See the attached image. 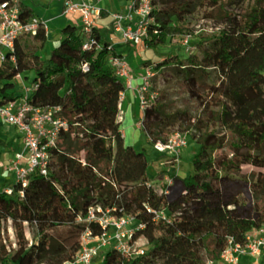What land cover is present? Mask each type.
<instances>
[{"label":"trees","instance_id":"obj_1","mask_svg":"<svg viewBox=\"0 0 264 264\" xmlns=\"http://www.w3.org/2000/svg\"><path fill=\"white\" fill-rule=\"evenodd\" d=\"M18 7L22 21L37 15L31 0H18ZM161 7L169 8L170 1ZM103 29L93 24L95 44L84 48L80 25L66 22L54 33L40 27L35 34L20 35L0 62L3 101L16 97L17 75L31 71V83L36 84L32 103L61 106L76 138L92 144L113 140L115 182L53 151L47 177H31L23 194L0 189V264H19L13 261L19 251L31 264L74 260L81 232L86 227L100 231L96 223L76 219L93 203L115 206V212L133 214L144 224L137 235L146 237L150 246L126 264H211L210 252L218 255L229 236L243 243L248 230L264 223V205L255 207L252 216L241 217L228 208L242 204L238 192L213 197L236 178L250 180L255 191L264 189V0H199L196 7L178 12L174 21L163 19L151 26L140 43L154 49L176 35L197 34L195 50L159 61L182 69L192 108L166 111L156 97L141 116L152 145L175 131L189 132L198 145L191 173L166 171L173 179L167 192L165 183L153 182L159 176L148 171V151L125 141L124 110L118 100L123 85L108 62L110 53L121 52ZM48 40L57 44L42 57ZM207 70L216 78L201 86L198 76ZM159 210L166 211L167 219L156 218L154 211ZM100 264H123V258L109 249Z\"/></svg>","mask_w":264,"mask_h":264},{"label":"built area","instance_id":"obj_2","mask_svg":"<svg viewBox=\"0 0 264 264\" xmlns=\"http://www.w3.org/2000/svg\"><path fill=\"white\" fill-rule=\"evenodd\" d=\"M156 8L155 0H126L124 9L113 11L111 13L113 28L119 33L121 42L129 45L140 44L148 36L149 28L163 21L160 12L155 11ZM74 11H80V26L85 35L83 47L91 48L95 44V40L90 36L92 25L101 17L102 8L92 0H64L61 14L68 15ZM40 27L47 30V20L39 15H35L29 21H22L19 18L18 0L1 1L0 62L13 50L15 41L20 35L35 34ZM153 31H156L154 27ZM191 37L192 35L183 36L184 42L188 43ZM126 56L124 52L108 55V62L123 85L118 93V100L121 105L127 91L136 90L138 105L143 111L149 102L146 96L149 81L145 78L139 87L134 85V77ZM83 67L87 68V65L84 64ZM146 74L152 77L155 75V70L149 67ZM35 87L36 84L32 83L29 87L25 86L24 92L16 95L14 99L3 101L0 97V123L14 126L19 134L16 148L5 160L9 177L5 185L0 187L9 194L15 191L23 194L31 177H47L51 169L53 151L62 153L58 143L71 135L70 125L61 106H39L30 101ZM149 96L153 97V95ZM78 140L81 139L76 138V141L70 142V146L78 148ZM186 144V134L175 131L166 141L156 140L152 146L168 159L178 163L179 151ZM71 159L90 165L105 181L115 185L112 174L110 177H105L98 171L96 165L84 158ZM164 180L167 185L165 192H167L168 186L173 184V179L166 176ZM153 182L160 183L161 178ZM115 209V206H103L100 203L89 204L84 208L76 219L94 222L100 227V231L86 227L80 234V250L76 258L65 261L64 264H100L109 249L117 250L123 258V264H126L130 256L143 254L149 248V240L137 235L144 224L133 214H120L115 212ZM154 213L157 219H167L165 210ZM210 253L211 264L218 259L225 264H243L245 257L264 255V223L258 228L248 230L243 243L234 242L229 236L227 246L218 255L212 251Z\"/></svg>","mask_w":264,"mask_h":264},{"label":"rangeland","instance_id":"obj_3","mask_svg":"<svg viewBox=\"0 0 264 264\" xmlns=\"http://www.w3.org/2000/svg\"><path fill=\"white\" fill-rule=\"evenodd\" d=\"M37 15L46 18H51L54 14L58 13L62 9L63 0H31ZM112 1V0H111ZM122 2L123 0H116ZM170 1V7L164 9L161 4ZM156 7L160 11V17L163 19H169L174 21L175 16L178 12L196 7L199 0H155ZM108 8V7H106ZM119 9H124V6H120ZM116 10V9H115ZM106 13V12H105ZM104 13V14H105ZM60 20L50 19L47 22L48 32L53 31L56 28ZM81 25V20L79 23ZM77 24V25H78ZM201 26H205V29H210L208 23L201 21ZM105 30L106 38L112 43L118 41L121 38L111 35L114 31L112 18L110 17L106 21V26L101 25ZM197 40V34L193 35L188 43L184 42V38L181 35L168 38L165 43L155 47L154 49H146L143 44L138 45H124L116 44L117 51H123L127 54L129 67L132 75H134V85L139 87L143 84L145 78H148L149 84L147 87L146 96L148 101H153L156 97H160L162 103L165 105L166 111H173L175 109L192 108V103L187 98L183 88V71L181 68L175 65H159V61H163L166 57L173 55H179L181 57L186 56L190 51L195 50V42ZM193 47V48H192ZM49 47L41 51L42 57H46L49 53ZM192 49V50H191ZM133 51V52H129ZM128 51V52H127ZM150 60L151 64L147 67L144 65V61ZM153 68L155 70L154 76H147V68ZM216 74L214 71L207 70L206 72L199 74L198 81L201 86H205L207 83L215 80ZM32 72L24 71L20 77H16V90L15 95L24 92V88L31 86ZM2 85L0 81V86ZM25 85V86H24ZM149 95H153L150 98ZM137 105L134 104V108ZM133 110V109H132ZM134 110H137L134 109ZM143 115V111H142ZM136 124L139 127H136ZM122 129L128 134L127 144H131L138 149L145 148L148 151L150 166L148 171L150 174H158L160 178L165 179L170 175L166 174V171H178L183 170L177 167L175 160L168 159L165 155L155 150L150 143V138H147L146 132L142 129L141 117H137V113L130 112L124 122L121 124ZM187 136V144L180 149L178 161L185 165L190 164L189 168L184 170L185 175L192 172L191 159L193 154L197 151L198 145L191 138L189 132H183ZM0 187L4 186L8 177L9 171L7 170L6 158L11 155L13 149L16 148L19 142V134L17 133L14 126L7 123H0ZM76 141V137L73 135L68 136V139H61L58 143L62 153L68 155L71 158H84L88 162L96 165L98 171L105 177H110L112 174L113 166L111 163V154L113 148V140L107 138L98 144L84 143L78 140V148L70 146V142ZM70 158V159H71ZM72 160V159H71ZM159 164V165H158ZM250 178V177H249ZM165 181V180H164ZM250 180L247 182L236 178L234 181L224 183L220 191L213 194L216 199H223L228 195L239 193L243 199L242 204L233 209L231 206V213L239 215L241 217H250L253 214L255 207H261L264 205V189L255 191L249 185ZM164 183V182H163ZM12 235V233H9ZM13 261L19 264H31L27 257L21 255V251L17 252Z\"/></svg>","mask_w":264,"mask_h":264},{"label":"crops","instance_id":"obj_4","mask_svg":"<svg viewBox=\"0 0 264 264\" xmlns=\"http://www.w3.org/2000/svg\"><path fill=\"white\" fill-rule=\"evenodd\" d=\"M95 4H98L101 8H102V14H101V17L94 21V24L98 27H101L103 28L101 25L103 26H106V21H108V19L111 17V13L113 11H115V9H119V7L122 5L124 6L126 0H123L122 2H117L116 0H92ZM63 7V5H62ZM108 7V8H106ZM62 11V9H61ZM61 11H59L58 13L54 14L51 18H46L47 22L52 19V20H60L58 22V24L56 25V28L52 31V33L54 32H57L61 29V27L66 23V22H72V23H75V24H78L79 21H80V11H74L68 15H62L61 14ZM106 12V13H105ZM105 13V14H104ZM112 18V17H111ZM80 25V24H78ZM115 37H118L120 38V35L118 32H116L115 30L113 31V33L111 34ZM109 40V38H107ZM122 42L120 41V39L118 41H115V43H113L114 47L116 48V44H121ZM57 44V42L55 40H48L47 42V45L50 49L52 47H54L55 45ZM124 45H127L126 43H122ZM49 49V50H50ZM129 52H133V51H130L128 50ZM127 51V52H128ZM119 52H123L122 50L119 51ZM128 54V53H127ZM134 77V75H133ZM137 87V86H136ZM134 104H136L137 106L134 108ZM122 105V108L124 110V116H123V120H122V123L124 122L126 116L132 111L134 113H137V117H141L142 116V110L140 109L139 105H138V100H137V93H136V90H129L127 91L126 93V97L124 99V101L121 103ZM137 110H134L136 109ZM133 109V110H132ZM136 127H139L137 124H136ZM123 131V135L125 136V141L127 143V139H128V134L126 133V131ZM147 138L148 135H147ZM159 165V164H158ZM177 167H180L182 168L183 170H178V171H174L176 172L177 174L179 175H185L183 173L184 170L188 169L189 168V165L188 163H185V165H182V163L180 162V160L178 161L177 164H175ZM161 182H165L163 178H161ZM213 264H225V263H222L219 259L216 260ZM243 264H264V255L262 256H258V257H245L243 259Z\"/></svg>","mask_w":264,"mask_h":264}]
</instances>
